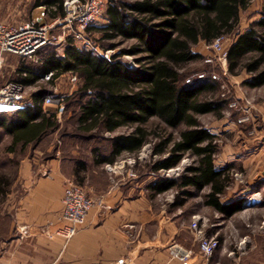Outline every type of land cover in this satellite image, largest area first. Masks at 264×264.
I'll return each mask as SVG.
<instances>
[{
  "label": "trees",
  "instance_id": "1",
  "mask_svg": "<svg viewBox=\"0 0 264 264\" xmlns=\"http://www.w3.org/2000/svg\"><path fill=\"white\" fill-rule=\"evenodd\" d=\"M42 2L54 8L52 17L63 14V0H38L37 7ZM250 2L108 0L104 14L109 23L89 27L88 34L97 33L93 42L100 51L119 47L118 52L106 59L95 51L80 50L68 41L61 53L48 45L34 59L8 54L16 56L17 66L15 77L10 81L34 85L52 72L46 83L53 84L63 73L76 74L80 84L65 98L64 111L73 106L71 116L78 132L73 137L85 140L98 137L108 142L107 150L91 148L96 165H112L123 153L136 155L153 137L156 142L152 144L151 155L158 159L149 167L155 178L148 186L155 193L175 189V198L190 197L194 193L190 190L199 192L208 187L204 203L230 215L239 209L241 200L234 202L238 204L236 207L219 203V196L229 182V168L214 167L215 135L201 127L197 119L206 113L220 117L224 100L214 94L217 85L208 78L187 81L184 67L201 59L202 55L193 51L199 40L210 44L219 36L236 33L227 46V72L232 75L245 72L247 78L242 83L250 88L264 85V11L255 26L237 32L240 12ZM124 56L134 57L137 66L128 65L122 59ZM45 93L38 88L32 92L29 106L7 116L0 115V125L11 136L8 151H14L18 144H35L48 129L57 126L56 107H42ZM152 118L157 123L148 130L146 124ZM181 124L185 127L177 136L167 134L166 129H178ZM122 128L126 131L117 132ZM106 133L109 138L104 137ZM185 153L196 161L179 178L157 174L175 167ZM86 167L85 161L76 158L74 175L78 177ZM76 182L80 185V180Z\"/></svg>",
  "mask_w": 264,
  "mask_h": 264
},
{
  "label": "crops",
  "instance_id": "2",
  "mask_svg": "<svg viewBox=\"0 0 264 264\" xmlns=\"http://www.w3.org/2000/svg\"><path fill=\"white\" fill-rule=\"evenodd\" d=\"M6 6L9 10L19 8L17 5ZM102 18L104 23L97 26L109 23L105 14ZM204 45L207 43L199 40L193 48ZM7 56L4 66L10 60ZM8 66L12 73L16 71V64ZM44 76L40 83L50 80H44ZM60 76H66L70 82L69 95L80 84L76 74L63 73ZM13 111L0 108V115ZM0 131L4 133L0 138L11 139L3 125H0ZM251 143L252 148L246 154L223 155L219 164L213 158L217 169L225 167V157L240 161L248 176V181L242 185L236 183L230 188L228 184L219 196V203L224 207H236L238 204L234 202L246 198V201L241 200L239 209L230 215L204 203L208 187L199 192L190 190L194 192L193 195L200 193L199 208L193 210L192 196L161 199L160 196L171 189L155 193L143 179L128 174L113 181L112 173H122V167L115 165L117 160L112 165H96L90 153L86 171L80 172L77 177L73 169L76 158L81 160L78 157L70 160L66 171L60 159L53 160L50 165L44 163L35 167L28 159L18 167L17 179L8 172L0 173V196H5L0 199V206L7 208L5 212H0V264H226L227 261L233 264H264V211H261L264 207V135L254 137ZM26 146H31V143ZM12 152L7 150V158L12 156ZM107 165L113 167L108 168ZM45 171L49 173L48 176L43 174ZM68 179L75 182L80 180V185L91 196L101 195L104 207L92 208L85 223L77 228L70 239H65L58 235L57 230L63 226L60 220L61 198ZM204 190L206 192L201 195ZM14 194L16 197H12ZM205 211H210L211 216ZM193 215L201 218L203 232L208 236L217 237L225 229H230V223L235 225V229L245 228L246 221L253 223L258 233L248 255L236 256L223 247L216 248L210 257L204 256L189 226ZM176 249L188 253L187 259L183 261L176 257Z\"/></svg>",
  "mask_w": 264,
  "mask_h": 264
},
{
  "label": "rangeland",
  "instance_id": "3",
  "mask_svg": "<svg viewBox=\"0 0 264 264\" xmlns=\"http://www.w3.org/2000/svg\"><path fill=\"white\" fill-rule=\"evenodd\" d=\"M37 2L38 0H0V6H4V8H0V20L7 23L25 21L36 14ZM8 4L17 5L16 7L19 8H17V10L15 8L9 10L5 8ZM263 11L264 0H251L249 6L240 12L237 32L243 31L250 25L255 26V22H257V20L261 17ZM102 23H104V21L101 17L98 24ZM94 35L97 36L96 34ZM94 35H90V38L95 42ZM235 36L236 33L232 36L225 37L223 46L227 47ZM128 43L130 42L128 41L124 43V45ZM56 50L60 51L59 49ZM193 50L200 53L202 57L199 60L188 63L184 67V72L188 73L186 80L188 81L192 78H208V80L213 81L217 85V89L214 94L224 100V104L220 111V117L216 116L214 113H206L197 116L199 125L215 135L217 151L214 155V160L217 164H219V160L223 155L231 156L233 154L235 156L236 153L246 154L249 149L252 148L253 143H251V140L254 137L258 138V136L264 135V85L256 88H250L242 83V81L247 78L245 72L232 75L227 72V65L224 69L217 63H207L205 61L206 58H212L214 56L213 51L208 44L204 46H195ZM118 51L119 47L112 50V54ZM7 58H10V60L6 61L5 66H3L0 71V85H2L5 81L13 80L15 77V74L11 72V68L8 65L13 64L16 61V59H14L16 56L9 55ZM133 58L134 57L132 56L122 57L128 65L136 67L137 64ZM37 87L51 93L54 97H63L65 100V98L69 95L67 93L69 92L70 82L66 76H60L54 80L53 84L37 83L36 86L28 87L26 89L27 93L31 94ZM55 107L58 114L57 126L55 128L48 129L40 143L31 144V146L26 147L18 144L12 152V156L7 158L6 152L11 143V139L9 137L4 139L0 138V173L8 172L11 174V177H16L17 179L18 167L28 159L31 161L32 167L39 166L44 163L50 165L53 163V160L60 159L61 164L63 163L65 166H63V169L66 171L67 168L69 169L67 166L71 162L69 158L76 156L87 162L89 161V154L92 147H99L102 150H107L109 145L108 142L98 137L91 140L73 137L74 134L78 135V132L75 130V121L73 120L74 117L71 116L73 106L66 107L64 111L65 105L64 101H62L60 104L51 105L46 108L52 109ZM5 115L7 116V114ZM156 123V118L150 119L146 124L148 130H151ZM184 127L185 125L181 124L178 129H166V132L167 134L171 133L173 136H177L178 131ZM123 131H126V129L122 128L117 132ZM3 135L4 133L0 131V137ZM104 136L110 135L106 133ZM150 138V143L145 144L138 154H126L117 158V163L115 165H120L122 167V173L119 175L112 173L113 181H116L117 177L122 178L125 174V176L128 174V176L131 175L137 177L138 179H143L145 184L154 180L155 174L150 173L149 167L154 160L158 159V156L153 157L151 155L152 144L156 142V139L153 137ZM225 160L226 161H224L223 167L225 166L224 168H229L228 184L230 188H233V185L236 183L238 185L246 183L248 181V176L246 171H244L241 166L242 163H240V161H232L231 157H225ZM195 161L196 158L188 153H185L175 167L164 170L163 174H161V171L157 174L159 176H166L169 178H179L184 169L194 165ZM106 167L109 168L113 166L107 165ZM43 174L48 176L49 173L45 171ZM80 186L83 188L84 193L87 196L93 197L88 194L84 186ZM205 192L206 190H204L201 195ZM199 194L200 193H196L190 198L191 204H193L192 207L195 206V208H192L193 210L199 208ZM17 195L18 192H16V196ZM16 196L15 194L14 196L12 195V197ZM174 196H176V190L171 189L161 195L160 198L172 199ZM3 198H5V196H0V199ZM241 200L246 201V198L242 197ZM6 210V207L0 206V212H5ZM261 211H264V207L261 208ZM205 212L211 216L210 211ZM211 219H209V221ZM235 223L236 225L239 224L237 220ZM245 224L247 227L245 226V228L235 229V225L230 223V229H225V231L221 232L220 235L218 234L217 239L219 241V245L217 249L226 247L236 256L246 257L252 243L255 241L254 237L257 236L258 231L255 230L253 223L246 221ZM226 264L233 263L231 261H227Z\"/></svg>",
  "mask_w": 264,
  "mask_h": 264
},
{
  "label": "built area",
  "instance_id": "4",
  "mask_svg": "<svg viewBox=\"0 0 264 264\" xmlns=\"http://www.w3.org/2000/svg\"><path fill=\"white\" fill-rule=\"evenodd\" d=\"M107 3L108 0H63V14L52 17L51 11L54 8L42 2L37 7L36 14L25 21L7 23L0 20V70L7 54L33 58L45 46L52 45L61 50L68 41L80 50H92L108 59L112 50L100 51L88 34L89 27L97 26ZM225 37L227 36H219L208 44L214 56L205 60L207 63H217L224 69L227 65V47L223 46ZM51 76L52 72L46 74L44 80L50 79ZM27 88L16 81H5L0 85V108L17 110L29 106L31 94L27 93ZM62 101L63 97H54L47 93L43 96L42 105L48 107ZM160 171L163 174L164 170ZM61 203L60 220L63 226L57 233L65 239L71 238L77 228L85 223L92 208L104 207L101 195L87 196L83 188L70 179L65 183ZM200 221L198 215H193L190 228L198 241L200 252L210 257L218 247L219 241L216 235L204 234ZM174 255L184 261L189 254L176 249Z\"/></svg>",
  "mask_w": 264,
  "mask_h": 264
}]
</instances>
